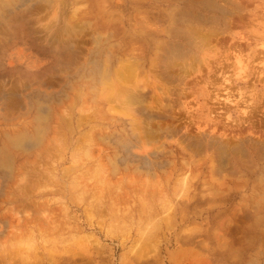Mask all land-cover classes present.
<instances>
[{
	"label": "rangeland",
	"instance_id": "rangeland-1",
	"mask_svg": "<svg viewBox=\"0 0 264 264\" xmlns=\"http://www.w3.org/2000/svg\"><path fill=\"white\" fill-rule=\"evenodd\" d=\"M149 116L152 169L119 143ZM213 133L264 138V0H0V264H264V182L205 166Z\"/></svg>",
	"mask_w": 264,
	"mask_h": 264
},
{
	"label": "bare ground",
	"instance_id": "bare-ground-1",
	"mask_svg": "<svg viewBox=\"0 0 264 264\" xmlns=\"http://www.w3.org/2000/svg\"><path fill=\"white\" fill-rule=\"evenodd\" d=\"M194 28V27H193ZM190 29V28H189ZM195 31V30H194ZM192 33V32H191ZM204 36V35H203ZM207 37V36H206ZM171 46V45H170ZM173 46V53H179L180 52V49H181V47H175L176 45H172ZM136 56V55H135ZM135 56H133V57H135ZM140 58V57H139ZM135 60H136V58H134ZM130 60V59H129ZM133 61V60H132ZM241 61V60H240ZM138 62V61H137ZM130 63H135V62H130ZM129 63V64H130ZM176 63V62H175ZM178 63H180V62H178ZM132 64H130V66H129V69H130V71H128V72H132V76H135V74H134V72L136 71V70H134V69H136L137 67H138V64H137V66H136V64H134L135 66L134 67H131V65ZM151 64V63H150ZM163 64H165V63H163ZM169 64V63H168ZM167 64V65H168ZM181 64V63H180ZM179 64V65H180ZM239 64V63H238ZM166 65V66H167ZM174 65H176V64H173V66ZM106 66V65H105ZM133 66V65H132ZM142 66L143 65H141V68H142ZM169 66V65H168ZM170 66H172V65H170ZM158 67H160L161 69H164V66L162 65V66H160V65H158ZM134 68V69H133ZM167 68V67H166ZM144 69V68H143ZM157 69V68H156ZM168 69V68H167ZM107 69H105V72H104V76H106L107 75V73L109 72V70H107ZM126 70V69H125ZM132 70V71H131ZM134 71V72H133ZM141 71V70H140ZM127 72V73H128ZM138 72V71H137ZM153 72H154V70H153ZM155 73V72H154ZM156 73H157V71H156ZM162 74L164 75L163 77L164 78H166L167 80H169V81H174V80H177V77H176V75H173L172 73H168V71H166L165 72V74L163 73V71H162ZM101 75V74H100ZM118 75H119V73H118ZM149 76V75H148ZM109 77V76H108ZM120 77V76H119ZM123 77V76H122ZM130 77V76H129ZM136 77V76H135ZM142 79V78H141ZM143 80V79H142ZM139 82H141L140 80H139ZM164 82V81H163ZM149 83V82H148ZM168 83V82H167ZM167 83H165V84H167ZM112 84V83H111ZM147 84V83H146ZM145 84V85H146ZM163 85H164V83H163ZM131 86V85H130ZM167 86V85H166ZM140 87V86H139ZM164 87V86H163ZM165 88V87H164ZM169 88V87H168ZM167 88V89H168ZM135 90V89H134ZM141 91V90H140ZM140 91H138V92H140ZM141 93V92H140ZM143 94V93H142ZM145 95V94H144ZM228 95V94H227ZM103 96V95H102ZM119 96H121V95H119ZM126 97H127V100H126V97H125V100L126 101H128L129 103L130 102H133V100L135 99V101H136V99L137 98H134L133 100H132V98H130L129 99V97H128V95H125ZM130 96V95H129ZM116 97H117V94H116ZM131 97V96H130ZM153 97V96H152ZM227 97V96H226ZM229 97V96H228ZM120 98V97H119ZM122 98V97H121ZM124 98H122L121 100H123ZM129 99V100H128ZM154 99V98H153ZM139 100V99H138ZM137 100V101H138ZM175 100V99H174ZM135 101L133 102V104H135ZM136 101V102H137ZM231 101V100H230ZM127 102V103H128ZM156 102V101H155ZM158 103V102H157ZM160 103V102H159ZM161 104V103H160ZM151 105V104H150ZM157 106V105H156ZM159 107V106H158ZM151 108H153L152 106H151ZM244 108V107H243ZM146 111V110H145ZM144 112V111H143ZM140 113V112H139ZM144 114V113H143ZM245 114V113H244ZM171 115V114H170ZM153 119V117L152 116H149V117H147L146 119H145V121H143V122H141L140 120H138L139 121V123H143V125H140L139 127H137L136 129L138 130V132H132V137L133 138H137V140H138V143L136 142V141H120L119 142V139H117V140H115L116 142H119V143H121L120 144V146H122V148H124L123 150H124V152H127V153H129V154H131V155H134V157H138V158H141L142 160H143V164H145V165H143V166H146V168H149V169H152L155 165H158L159 166V164L160 163H158V162H156V161H154V160H152L151 158H150V156H153V159L155 158V156H158L160 153H164V151H163V149H165L164 147H165V144L162 142V144L160 145V146H163L162 148L163 149H161V148H159V150L158 149H154V150H152L151 152L150 151H148V150H142V151H144V153H142V151H141V153L140 154H137V153H135V152H137V151H135V148L134 147H139V148H141V149H143L144 148V142L142 141V138L141 137H143L144 135H145V133H143V135L141 134V133H139V130L140 129H142L144 132H147V133H149L150 131H155V130H163V126H160L159 124H153V121H151ZM129 123H130V121H129ZM45 127V126H44ZM130 127H134L133 126V123L131 124L130 123ZM129 127V128H130ZM42 128V127H41ZM128 128V129H129ZM136 129H134V130H136ZM178 129V128H177ZM44 130V129H43ZM212 131V130H211ZM41 132V131H40ZM167 133H171L170 131H166ZM131 133V132H130ZM40 134V133H39ZM42 134V133H41ZM206 134V133H205ZM212 134V133H211ZM214 134L215 133H213V135L212 136H214ZM202 135V134H201ZM209 135V134H208ZM198 136V138H199V135H196L195 137H197ZM119 137V136H118ZM139 137H140V139H139ZM203 137V136H202ZM201 137V138H202ZM207 137V136H206ZM189 138V137H188ZM233 139H235V138H233ZM169 140V139H168ZM192 140H193V142H194V139L192 138ZM115 141H112V142H115ZM189 141V140H188ZM196 143H197V145L199 146V145H201V143H202V141L200 142V140H196ZM36 144V143H35ZM32 141H26V142H24L23 144H21L24 148L26 147V148H31V147H33L34 145H35ZM191 144H193V143H191ZM37 145V144H36ZM117 145V144H116ZM203 145V146H202ZM201 146L202 147H204V150H205V152H206V159H205V161H206V163H205V166H207L206 164L209 162L210 164L209 165H211V163H213L218 157H220V156H222V155H226V154H229L230 156H231V158H232V162H233V164H234V168H235V170H236V172L234 173V174H232V175H230L229 177H228V180H231V183L232 184H230V186L231 185H233V184H235V185H238V184H240L241 182L243 183L244 181H247V179H246V177H248V176H250V177H254L255 178V181L254 182H256V185L255 186H261V184L264 182V138L263 139H259V140H256L255 138H253L252 136H250V135H246V136H242V135H239V136H237L236 137V139L235 140H229V139H225L224 140V138L222 139L221 137L220 138H216L215 136L214 137H212V138H210L209 140H207L206 142H204V144H202ZM37 148V147H36ZM151 148V147H150ZM149 148V149H150ZM145 149V148H144ZM148 149V148H147ZM26 150V149H25ZM138 150V149H137ZM134 151V152H133ZM139 151V150H138ZM245 153H247L248 154V160H245V159H243V157L245 158ZM128 154V155H129ZM246 154V155H247ZM94 156V155H93ZM126 156V155H125ZM110 158V157H109ZM247 158V157H246ZM90 159H92V158H90ZM98 159V158H97ZM96 159V160H97ZM121 159H122V157H121ZM132 159V158H131ZM221 159V158H220ZM75 160H78V159H75ZM95 160V161H96ZM107 160V159H106ZM82 161V160H81ZM85 161V160H84ZM108 161V160H107ZM10 162H11V155L9 154V152L8 153H4V156L2 155L1 156V158H0V172L2 173V168H4V167H7V166H9L10 165ZM75 162V161H74ZM98 162L100 163V161L98 160ZM123 162V161H122ZM184 162V161H183ZM193 162V161H192ZM216 162V161H215ZM78 164H79V162H77ZM85 163V162H84ZM97 163V162H96ZM164 163V162H163ZM173 163V162H172ZM76 164V163H75ZM78 164H77V166H78ZM83 164V163H82ZM82 164H80V165H82ZM198 165H199V163H197ZM204 164V163H203ZM197 165V166H198ZM208 165V166H209ZM191 166V165H190ZM200 166V165H199ZM99 167V166H98ZM139 168V167H138ZM193 168V167H192ZM196 168V167H195ZM75 169V168H74ZM94 169L96 170L97 168H95L94 167ZM112 169H114V168H112ZM203 169H204V167H203ZM95 170H93V171H91V173H93V175H94V171ZM104 170V169H103ZM110 170V169H109ZM135 170V169H134ZM51 171V170H50ZM111 171V170H110ZM119 171V170H118ZM100 172V168H99V171H98V173ZM112 172V171H111ZM153 171H150V174L152 175L153 173H152ZM3 173H7L6 172V170L4 171L3 170ZM87 173V172H86ZM97 173V172H96ZM98 173L95 175V177H98ZM101 173V172H100ZM114 173V172H113ZM116 173V172H115ZM114 173V174H115ZM42 174L43 175H46V174H44V171L42 172ZM89 174V173H88ZM103 174H104V172H103ZM202 174H203V172H202ZM81 175V174H80ZM154 175V174H153ZM201 175V174H200ZM2 176H5V175H3L2 174ZM32 176V175H31ZM48 176V175H47ZM79 176V175H78ZM84 176H86V175H84ZM101 176H102V174H101ZM228 175H226V177H227ZM44 177V176H43ZM76 177V176H75ZM80 177V176H79ZM78 177V178H79ZM85 177H83V176H81V178L80 179H83V181L85 180V181H87V182H90V181H88V179H84ZM102 178V177H101ZM218 178V177H217ZM75 179V178H74ZM90 180H91V178H89ZM93 179V178H92ZM98 180V179H97ZM76 181V180H75ZM77 181H80L79 179L77 180ZM96 181V180H95ZM102 181V180H101ZM101 181H99V183H100V185L102 186V183H101ZM81 182V181H80ZM92 182V181H91ZM106 182V181H105ZM221 182H222V180H221ZM52 183V182H51ZM98 183V182H97ZM99 183L97 184V185H99ZM109 183V182H108ZM227 183V182H226ZM230 183V182H229ZM241 183V184H242ZM245 183V182H244ZM248 183V182H247ZM31 184V183H30ZM53 184V183H52ZM78 184V183H77ZM80 184V183H79ZM83 183H81V185H82ZM88 184V183H87ZM220 185L221 186V184L220 183H217V185ZM228 184V183H227ZM251 184V183H250ZM253 184V183H252ZM60 185V184H59ZM105 185H107L108 186V184H105ZM116 185H117V183H116ZM120 185H121V183H120ZM211 185H213V184H211ZM39 186V185H38ZM62 186V185H61ZM86 185H84V187H82L83 188V191H85V189H86V192H87V188L85 187ZM89 186H91V184L89 183ZM88 186V187H89ZM104 186V185H103ZM102 186V187H103ZM106 186V187H107ZM122 186V185H121ZM214 186V185H213ZM219 186V187H220ZM64 187V186H63ZM78 187V186H77ZM94 188L95 187H98V186H93ZM219 187H216V185H215V190H217V191H222V189L225 187V185H222L220 188ZM248 187V186H247ZM89 188H91V187H89ZM114 188V187H113ZM64 189V188H63ZM81 189V188H80ZM235 189V188H234ZM237 189V188H236ZM1 190V189H0ZM57 190V189H56ZM65 190V189H64ZM94 190H96V189H94ZM97 190H99V192L101 191V195H100V193H94L95 195H93L94 196V198L96 199V200H94V203H93V205H94V207H93V209H95L96 210V208H95V205H97V211L99 212V213H102L98 208H99V205L98 204H100V201L102 200V194H103V192H104V189L102 188L101 190L100 189H97ZM118 190V189H117ZM264 190V189H263ZM106 191V190H105ZM234 191V190H233ZM236 191V190H235ZM82 192V191H81ZM93 192V191H92ZM145 192V191H144ZM82 193H84V192H82ZM88 193V192H87ZM86 193V194H87ZM121 193V192H120ZM63 194V193H62ZM79 194V193H78ZM122 194V193H121ZM120 194V195H121ZM229 194V193H228ZM75 195V194H74ZM104 195V194H103ZM263 195V194H262ZM117 196V195H116ZM122 196V195H121ZM124 196V195H123ZM84 197V196H83ZM82 197V198H83ZM86 197V196H85ZM88 197H90V196H88ZM104 197V196H103ZM118 197V196H117ZM126 197V196H125ZM91 198V197H90ZM116 198V197H115ZM141 199H143L142 200V202L144 203V201L146 202V200H144V197L143 198H141ZM226 199V198H225ZM93 200V199H92ZM108 200H109V198H108ZM254 200V202L255 203H259L260 201H264V198H258V199H256V198H254L253 199ZM220 201H222V199L220 200ZM82 202V201H81ZM141 202V201H140ZM106 203V202H105ZM109 203V202H108ZM34 204H35V202H34ZM66 204V203H65ZM64 204V205H65ZM114 204V203H113ZM145 204V203H144ZM44 205V204H43ZM88 205V204H87ZM86 205V206H87ZM116 205H117V203H116ZM119 205V204H118ZM89 206H90V204H89ZM100 206H101V204H100ZM113 206V205H112ZM36 207V206H35ZM34 207V208H35ZM101 207H103V206H101ZM116 207V206H115ZM89 208H92L91 206L89 207ZM113 208H114V206H113ZM117 208V207H116ZM121 208V207H120ZM101 209H105L104 207L103 208H101ZM110 209V208H109ZM118 209V208H117ZM142 209H144V208H142ZM95 210H94V212H95ZM116 210V209H115ZM121 210V209H120ZM113 212L111 213V219L109 220L110 221V223H111V221H113V219L115 218V220L117 219L116 218V216H117V210L116 211H114V210H112ZM130 211V210H129ZM32 212H34V211H32ZM53 212V211H52ZM107 212V211H106ZM124 212H126L125 210H124ZM98 213V214H99ZM122 213V212H121ZM128 213V215L127 216H129L130 214H129V212H127ZM126 213V214H127ZM131 213V212H130ZM104 214H106V213H103V215ZM110 214V213H109ZM119 214V213H118ZM124 213H122L121 214V216L123 217L124 215H123ZM126 214H125V217L127 218V216H126ZM132 214V213H131ZM150 214V213H149ZM33 215V214H32ZM35 215V217H36V219H37V215L36 214H34ZM89 215H91V214H89ZM120 215V214H119ZM118 215V216H119ZM138 216V215H137ZM151 215H149V217H150ZM107 217V216H106ZM91 218V217H90ZM118 218H120V216L118 217ZM29 219V218H28ZM30 219H32L33 220V218H30ZM39 219H41V218H39ZM45 219V218H44ZM47 219V218H46ZM61 219H62V217H61ZM99 219V218H98ZM121 219V218H120ZM101 220H103V218H101ZM87 221V220H86ZM90 221H91V219H90ZM108 221V220H107ZM109 221L108 222H106V223H109ZM117 221V220H116ZM115 221V222H116ZM121 221V222H120ZM120 221H117V222H119V224H118V226L120 225V223H122L123 222V220H120ZM149 221H150V219H149ZM31 222V221H30ZM71 222V221H70ZM103 222H104V220H103ZM126 222V221H125ZM24 223H25V221H24ZM109 223V224H110ZM34 224V223H33ZM38 223H36V225H37ZM90 224V223H89ZM103 224V223H102ZM116 224V223H115ZM43 225V224H42ZM44 225H45V221H44ZM50 225H52V224H50ZM70 225V224H69ZM68 225V226H69ZM98 225H100V223L98 224ZM112 227H113V222H112ZM111 225H110V229H112V227H111ZM123 225V224H122ZM125 225V224H124ZM147 225H150L149 224V222H148V224ZM158 225V224H157ZM5 226V225H4ZM67 226V228H68V230L69 229H71V228H73V225H72V227L70 228V226L68 227ZM106 226H107V224H106ZM114 226H117V224L116 225H114ZM121 226V225H120ZM151 226V225H150ZM59 227V226H58ZM100 227H102V225L100 226ZM124 227V226H123ZM154 227H155V225H154ZM158 227V226H157ZM36 228V227H35ZM64 228V227H63ZM75 228V227H74ZM77 229H79L80 230V228H78V227H76ZM106 228V227H105ZM108 228H109V225H108ZM114 228V227H113ZM139 228V227H138ZM149 228V227H148ZM148 228H147V230H148ZM24 229V228H23ZM101 229V228H100ZM157 229V228H156ZM26 232H28V229L26 230V228L24 229ZM23 230V231H24ZM37 230V229H36ZM36 230H34L35 232H36ZM44 230V229H43ZM65 230H67V229H65ZM113 230H115V229H113ZM31 231V230H30ZM39 231H41V229L39 230ZM75 231V230H74ZM105 231H106V229H105ZM104 231V232H105ZM112 231V230H111ZM110 231V232H111ZM144 231V230H143ZM58 232V231H57ZM92 232V231H91ZM29 234H30V232H28ZM37 233V232H36ZM45 233H46V231H45ZM62 233V232H61ZM71 234L70 235H72V232H70ZM76 233V232H75ZM113 233H115L116 234V232H114L113 231ZM125 233V232H124ZM153 233V232H152ZM24 234H25V232H24ZM38 234V233H37ZM74 234V233H73ZM80 235H82L81 233H79ZM107 234V233H106ZM144 234H145V232H144ZM164 234V233H163ZM22 235V234H21ZM40 235V234H39ZM44 235V234H43ZM61 235V234H60ZM59 235V236H60ZM69 235V234H68ZM80 235H76L75 237H78V238H80L81 239V241L83 240V238L84 237H87V236H84L83 235V237L82 236H80ZM109 235H111V234H109ZM152 235V234H151ZM158 235V234H157ZM25 236V235H24ZM89 236V235H88ZM91 236V235H90ZM89 236V237H90ZM145 237H147V234H145L144 235ZM184 236V235H183ZM23 237V236H22ZM38 237V235L36 236V238ZM57 237V236H56ZM67 237V236H66ZM69 237H71V236H69ZM72 237H74V236H72ZM89 237H87L88 239H89ZM33 238V237H32ZM39 238V237H38ZM37 238V239H38ZM54 238V237H53ZM91 238H92V236H91ZM151 238V237H150ZM36 239V240H37ZM49 239V238H48ZM65 239V238H64ZM77 239V238H76ZM85 239V238H84ZM141 239V238H140ZM190 239V238H189ZM21 240L23 241V239L21 238ZM25 240H27V241H29L26 237H25V239H24V243L26 242ZM33 240V239H32ZM43 240V239H42ZM50 240V239H49ZM56 240V239H55ZM182 240V239H181ZM22 241H20V243L21 244H19V247L22 249V247L20 246V245H22ZM33 241H35V240H33ZM38 241V240H37ZM59 241V240H58ZM66 241V240H65ZM89 241V240H88ZM146 242H148L149 240H145ZM144 241V242H145ZM144 242L142 243V245H144ZM29 243H31L32 245H33V242H30L29 241ZM29 243H27V245L29 244ZM85 243V242H84ZM36 244V243H35ZM49 244V243H48ZM59 244H61V243H59ZM67 244V243H66ZM147 244V243H146ZM16 245H18V243H16ZM46 245V244H45ZM25 248H26V246H24ZM24 247H23V249H24ZM29 247V246H28ZM27 247V248H28ZM30 247H31V245H30ZM47 247V246H46ZM55 247V246H54ZM142 247V246H141ZM17 248H18V246H17ZM34 248H35V246H34ZM20 249V250H21ZM61 249V248H60ZM66 248H64V250H65ZM71 249V248H70ZM56 250V249H55ZM66 250H68V249H66ZM65 250V251H66ZM25 251H29V250H26L25 249ZM31 251H32V249H31ZM100 251V250H99ZM11 252V251H10ZM10 252H9V254H10ZM22 252V251H21ZM24 252V251H23ZM58 252V251H57ZM61 252H63L62 251V249H61ZM61 252H60V254H61ZM29 253H31L30 251H29ZM37 253H39V252H37ZM64 253H66V252H64ZM69 253V252H68ZM24 254V253H23ZM36 254V253H35ZM55 254V253H54ZM13 255H15V254H13ZM38 255V254H37ZM43 255V254H42ZM68 255V254H67ZM57 256H58V254H57ZM60 256V255H59ZM70 256V255H69ZM29 258H30V255H29ZM59 258V257H58ZM61 258V257H60ZM25 259V258H24ZM36 259V258H35ZM34 259V260H35ZM77 259V258H76ZM30 260V259H29ZM23 261V260H22ZM39 261V260H38ZM37 261V262H38ZM43 261V260H42ZM64 261L65 260H63V263H64ZM68 261V260H67ZM19 262V261H18ZM30 262V261H29ZM32 262V261H31ZM40 262V261H39ZM61 262V261H60ZM66 264V263H65ZM71 264V263H70ZM74 264V263H73Z\"/></svg>",
	"mask_w": 264,
	"mask_h": 264
}]
</instances>
